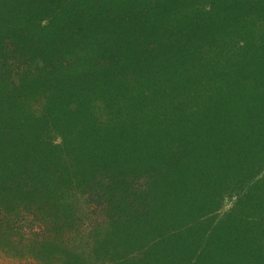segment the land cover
<instances>
[{"label": "trees", "instance_id": "16d2710c", "mask_svg": "<svg viewBox=\"0 0 264 264\" xmlns=\"http://www.w3.org/2000/svg\"><path fill=\"white\" fill-rule=\"evenodd\" d=\"M262 173L264 0H0L1 254L264 264Z\"/></svg>", "mask_w": 264, "mask_h": 264}, {"label": "rangeland", "instance_id": "374dc122", "mask_svg": "<svg viewBox=\"0 0 264 264\" xmlns=\"http://www.w3.org/2000/svg\"><path fill=\"white\" fill-rule=\"evenodd\" d=\"M263 175L264 173H262L260 177H262ZM234 200H235L234 198H232L231 201L229 199H225L224 201L225 209L229 208L232 205ZM93 219H95L94 216H93ZM28 223L30 224L31 222H28ZM33 224L35 225V223ZM0 264H38V263L28 258H15L11 256H6L0 253Z\"/></svg>", "mask_w": 264, "mask_h": 264}]
</instances>
